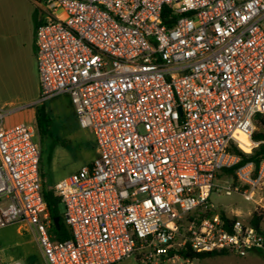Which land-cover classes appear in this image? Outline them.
Listing matches in <instances>:
<instances>
[{
  "label": "built area",
  "instance_id": "built-area-1",
  "mask_svg": "<svg viewBox=\"0 0 264 264\" xmlns=\"http://www.w3.org/2000/svg\"><path fill=\"white\" fill-rule=\"evenodd\" d=\"M34 35L40 102L68 97L94 160L52 187L53 238L28 123L0 108V226L25 223L46 264H194L179 252L264 253V232L210 201L264 115V0H46ZM221 190L262 203L264 160ZM235 217V219H233ZM10 264H22L12 262Z\"/></svg>",
  "mask_w": 264,
  "mask_h": 264
},
{
  "label": "rangeland",
  "instance_id": "rangeland-1",
  "mask_svg": "<svg viewBox=\"0 0 264 264\" xmlns=\"http://www.w3.org/2000/svg\"><path fill=\"white\" fill-rule=\"evenodd\" d=\"M29 7L27 0H0V108L11 112L5 120L6 125L28 123L35 127L36 139L42 148L40 172L43 173L46 184L53 187L62 177L90 163L96 150L92 132L78 124L75 113L65 97L40 102L36 55L29 21L26 18ZM38 11L41 12L39 9ZM41 104L45 106L50 118L49 127L42 136L38 133L35 118V110ZM258 130L254 124L253 132ZM238 140L241 148L249 152L252 143L248 136L241 135ZM51 147L53 148L49 163ZM230 179L231 177L223 174L218 176L219 189L212 192L210 201L217 211L225 212L229 216L238 213L242 220L249 221L253 211L262 210L264 191L260 205L245 200L238 193L228 196L220 187ZM262 225L264 227V222ZM32 229L25 223L0 226V264H44L34 242H29L33 239ZM138 261L139 257L132 256L117 264H137ZM194 264H264V258L260 254L250 252L242 257L230 254L198 260Z\"/></svg>",
  "mask_w": 264,
  "mask_h": 264
},
{
  "label": "trees",
  "instance_id": "trees-1",
  "mask_svg": "<svg viewBox=\"0 0 264 264\" xmlns=\"http://www.w3.org/2000/svg\"><path fill=\"white\" fill-rule=\"evenodd\" d=\"M38 25L39 23L36 21V27ZM35 118H36L38 133L42 136L46 133L49 127V124H50L49 114L47 113L46 108L45 106H43V104H41L40 106L36 108ZM254 124L257 125L259 130L256 132H253L252 140L255 142H261L259 146L255 148L251 154H245L239 148L233 147L232 151L241 158L240 163L234 168L221 170L218 176L222 174L225 176H229L235 183V170L239 166H242L247 162H252L255 165L256 169L259 168L260 163L264 160V115H261V114L256 115L254 118ZM52 148L53 147H51L49 150L50 152L48 156L49 163L51 161ZM40 165H42V153H41ZM41 177H42L43 198L47 204L46 214L48 218L51 219L52 221L55 218L59 219V228L57 229L54 225L51 228L53 238L58 241L67 240L71 237V232L69 228L67 227V225L65 224V221L63 218L62 203L59 197H57L54 194L52 187L46 184L43 173H41ZM221 216L223 219L229 221V218L227 217L228 215L225 212H221ZM233 219H235V217ZM263 219H264V212L262 210H255L251 214L249 222L254 228L261 231V224L263 222ZM256 252L264 258L263 252L261 251H256ZM179 253L183 258H190V259H195V260H200V261L205 260V259L219 257V256H227L231 254L227 251H214L210 253H195V252H191L187 250L181 251ZM137 264H140V262L138 261Z\"/></svg>",
  "mask_w": 264,
  "mask_h": 264
},
{
  "label": "crops",
  "instance_id": "crops-1",
  "mask_svg": "<svg viewBox=\"0 0 264 264\" xmlns=\"http://www.w3.org/2000/svg\"><path fill=\"white\" fill-rule=\"evenodd\" d=\"M27 1L29 2L30 7H29L28 10H27L26 18H27V21H29L30 34H31V36H32V38H33V49H34V51H35V46H34V35H35V30H36V21H37L38 23H41V22L45 21V20L47 19V17H48V14H47V12H46V8H45V6H44V2H45L46 0H42V1H39V2H37L36 0H27ZM38 9L41 10V12L38 11ZM44 17H45V19H44ZM37 88H38L39 95H40L41 89H40V82H39V77H38V76H37ZM60 97H65V98L67 99V101H69L68 97H66V96H60ZM60 97L54 98V99L49 100V101H53V100L58 99V98H60ZM69 104H70V101H69ZM70 106H71V104H70ZM94 148H95V144H94ZM95 150H96V149H95ZM96 155H97V152H96V154H95V157H96ZM95 157H94V158H95ZM93 160H94V159H93ZM93 160H92V161H93ZM92 161H91V162H92ZM91 162H90V163H91ZM90 163H87V164H85V165H88V164H90ZM83 166H84V165H83ZM83 166H81V167H83ZM81 167H80V168H81ZM80 168H79V169H80ZM79 169L75 170L73 173L77 172ZM71 174H72V173H71ZM68 175H70V174H68ZM68 175H66V176H68ZM66 176H64V177H66ZM64 177H62V178H64ZM62 178H61V179H62ZM261 209H262V211L264 212V204L261 205ZM237 214H238V213H237ZM238 215H239V214H238ZM263 222H264V219H263ZM263 222H262V224H263ZM262 224H261V230L264 232V227H263ZM32 231H33V230H32ZM29 242H31V243L34 242V245L36 246L37 250L39 251V253H40V255H41V258H42L43 263L46 264V263H45V260H44V257H43V255H42L41 249H40L39 245H38L37 242H36L34 232H33V239H31ZM252 253H254V254H258L256 251H253Z\"/></svg>",
  "mask_w": 264,
  "mask_h": 264
},
{
  "label": "water",
  "instance_id": "water-1",
  "mask_svg": "<svg viewBox=\"0 0 264 264\" xmlns=\"http://www.w3.org/2000/svg\"><path fill=\"white\" fill-rule=\"evenodd\" d=\"M53 224H54V226L58 229V228H59V219H58V218H55V219L53 220Z\"/></svg>",
  "mask_w": 264,
  "mask_h": 264
}]
</instances>
